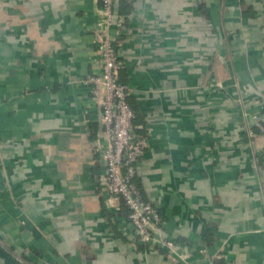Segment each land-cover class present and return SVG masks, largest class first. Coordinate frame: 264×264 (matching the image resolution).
I'll return each mask as SVG.
<instances>
[{"label": "crops", "instance_id": "obj_1", "mask_svg": "<svg viewBox=\"0 0 264 264\" xmlns=\"http://www.w3.org/2000/svg\"><path fill=\"white\" fill-rule=\"evenodd\" d=\"M116 2L119 76L148 136L135 181L176 253L138 242L104 186L82 83L100 69L98 1L0 0V264H264V137L243 116L264 100V0Z\"/></svg>", "mask_w": 264, "mask_h": 264}, {"label": "built area", "instance_id": "obj_2", "mask_svg": "<svg viewBox=\"0 0 264 264\" xmlns=\"http://www.w3.org/2000/svg\"><path fill=\"white\" fill-rule=\"evenodd\" d=\"M99 19L93 30L100 69L83 78L89 86L94 103L99 107L102 134L105 140L103 157L105 160V189L120 198L128 209L126 217L134 229L135 239L143 244L156 240L161 247L176 253L175 240L163 233V221L153 202L142 196L135 182L136 163L148 146L147 134L136 133L132 120L134 110L128 102L129 89L121 81L119 71L123 67L116 41L111 34L117 11L116 0H97ZM120 24V23H119ZM120 29L116 30L119 33ZM250 120L251 136L264 137V100L255 113H244ZM100 146L99 143H97ZM185 264H191L184 254H179Z\"/></svg>", "mask_w": 264, "mask_h": 264}, {"label": "trees", "instance_id": "obj_3", "mask_svg": "<svg viewBox=\"0 0 264 264\" xmlns=\"http://www.w3.org/2000/svg\"><path fill=\"white\" fill-rule=\"evenodd\" d=\"M253 130L254 131H256V129L255 128H253ZM138 132H140V131H142V129H138L137 130ZM141 134H145V133H143V132H141ZM136 182V181H135ZM122 201V200H121ZM121 205H122V208H123V210H125L124 212H128V209H127V207L125 206V204H124V202L122 201L121 202ZM14 264H20L18 261H14Z\"/></svg>", "mask_w": 264, "mask_h": 264}, {"label": "rangeland", "instance_id": "obj_4", "mask_svg": "<svg viewBox=\"0 0 264 264\" xmlns=\"http://www.w3.org/2000/svg\"><path fill=\"white\" fill-rule=\"evenodd\" d=\"M250 126H252L251 123H250ZM250 136H251V134H250ZM260 136H261V135L254 134V136H253V138H252L253 143H256L257 138L260 137ZM251 137H252V136H251ZM138 187H139V186H138ZM142 196H143V195H142Z\"/></svg>", "mask_w": 264, "mask_h": 264}]
</instances>
